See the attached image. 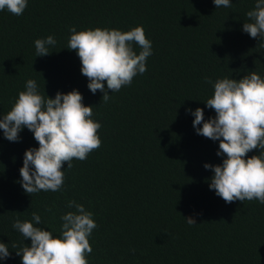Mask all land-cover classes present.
<instances>
[{"label":"trees","instance_id":"trees-1","mask_svg":"<svg viewBox=\"0 0 264 264\" xmlns=\"http://www.w3.org/2000/svg\"><path fill=\"white\" fill-rule=\"evenodd\" d=\"M217 9L213 0H29L21 16L0 11V118L7 114L29 79L51 98L79 90L85 106L102 124L99 149L84 161L65 163L57 192L27 194L21 184L24 153L38 148L24 128L19 142L0 129V242L11 256L0 264H22L11 247L31 240L12 227L19 217L42 218L45 230L60 235V217L75 200L94 213L98 227L89 238V264H264V204L226 203L210 190L222 164L219 141L198 135L188 111L206 106L214 82L242 79L256 71L264 78V41L243 31L256 0H231ZM143 25L152 41L147 72L130 86L93 94L81 60L67 49L70 27L128 31ZM53 35L50 55L36 56L34 41ZM137 54L139 47L134 49ZM107 87L105 82V88ZM201 124L199 127H202ZM258 154V150L248 156ZM50 209V211H49ZM193 217L188 225L184 217ZM134 250V251H133Z\"/></svg>","mask_w":264,"mask_h":264},{"label":"clouds","instance_id":"clouds-1","mask_svg":"<svg viewBox=\"0 0 264 264\" xmlns=\"http://www.w3.org/2000/svg\"><path fill=\"white\" fill-rule=\"evenodd\" d=\"M28 2L0 0V11L7 9L21 16ZM213 2L217 9L232 6L231 0ZM246 15L250 22L243 24V31L264 41V0H256L255 7ZM69 31L67 49L77 52L89 90L93 94L102 92L103 103L112 98L109 91L119 92L130 86L138 74L147 72V59L153 49L143 25L128 31L98 27L78 32L75 26ZM57 43L53 35L36 39V56L50 55L49 46ZM135 47L140 49L138 54ZM205 82L214 88L206 106L215 111V117L205 120L203 108L188 111L195 117L193 127L197 134L219 141L217 155L226 157L222 164L204 165L214 172L210 190L228 204L253 200L264 204V78L252 71L238 80L224 77L213 82L205 77ZM83 99L79 90L57 92L55 98L45 96L37 82L29 79L11 110L0 118V129L7 140L19 142L20 133L27 128L39 144L38 148L26 150L20 169L21 184L27 194L60 191L65 181V163L71 169L74 159L84 161L101 147L98 132L102 124L93 119L95 106H85ZM254 150L258 154L248 156ZM66 207L74 211L60 217L62 225L56 237L52 231L35 226L42 223L35 212L31 221L19 217L14 220L13 229L25 241L31 240L30 246L25 243L22 248L11 244L13 249L19 248L16 255L22 258V264H89L87 256L93 251L89 238L98 227L94 213L75 200L68 201ZM184 218L190 226L197 224L191 216ZM10 256L8 244L0 242V260Z\"/></svg>","mask_w":264,"mask_h":264}]
</instances>
